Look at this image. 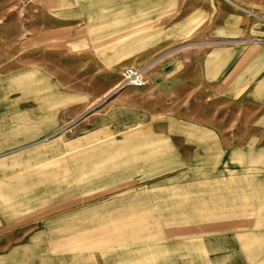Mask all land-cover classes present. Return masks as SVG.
<instances>
[{
    "label": "rangeland",
    "instance_id": "obj_1",
    "mask_svg": "<svg viewBox=\"0 0 264 264\" xmlns=\"http://www.w3.org/2000/svg\"><path fill=\"white\" fill-rule=\"evenodd\" d=\"M25 77L0 264H264V0H0V85Z\"/></svg>",
    "mask_w": 264,
    "mask_h": 264
},
{
    "label": "crops",
    "instance_id": "obj_2",
    "mask_svg": "<svg viewBox=\"0 0 264 264\" xmlns=\"http://www.w3.org/2000/svg\"><path fill=\"white\" fill-rule=\"evenodd\" d=\"M171 78H172V76H170L169 78L168 77L165 78L161 73H159V74H156L155 76H153L152 78H149L147 80V82H148V84L150 83V84H154V85H156V86H158L160 88H165L166 87L165 84L172 83L173 80H171ZM19 80L14 81L13 84L11 83L12 81H10L9 82L10 84H8L6 86L5 85H0V90H2L4 94H6L8 91L14 90L16 88V89H20V90L23 91V93H22L23 94L22 95L23 98L29 96V93H28L27 89L30 87V85H29L30 84L29 83L30 79L25 77L23 80L22 79H19ZM101 106L102 105H99V106L95 107L94 110L90 112V114L91 115H96V113H98L96 111H100L99 109H101ZM102 108H103V106H102ZM0 114H1V112H0ZM108 117L109 116L104 115L101 119H99L98 122L90 123L88 126H111L107 122ZM11 125H12L11 123H7L5 121L4 122L0 121V126H11ZM12 126H15V125H12ZM36 142H38V141H36ZM32 144L33 143H31V145ZM26 146H28V145H26ZM17 149H19V148H17ZM17 149L2 153V154H0V156L4 155V154H7L9 152L15 151ZM256 258H257V255H256Z\"/></svg>",
    "mask_w": 264,
    "mask_h": 264
},
{
    "label": "built area",
    "instance_id": "obj_3",
    "mask_svg": "<svg viewBox=\"0 0 264 264\" xmlns=\"http://www.w3.org/2000/svg\"><path fill=\"white\" fill-rule=\"evenodd\" d=\"M123 74L125 76L124 80L125 82L127 81V84H132L137 86L146 84V79L144 78L142 73L139 70L134 69L133 67L125 68Z\"/></svg>",
    "mask_w": 264,
    "mask_h": 264
},
{
    "label": "water",
    "instance_id": "obj_4",
    "mask_svg": "<svg viewBox=\"0 0 264 264\" xmlns=\"http://www.w3.org/2000/svg\"><path fill=\"white\" fill-rule=\"evenodd\" d=\"M179 47H180V46H179ZM179 47H176V48H179ZM176 48H175V49H176ZM173 50H174V49H173Z\"/></svg>",
    "mask_w": 264,
    "mask_h": 264
}]
</instances>
